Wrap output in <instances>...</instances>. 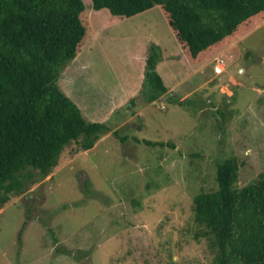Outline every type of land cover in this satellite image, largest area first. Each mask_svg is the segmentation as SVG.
<instances>
[{
	"label": "rangeland",
	"instance_id": "obj_1",
	"mask_svg": "<svg viewBox=\"0 0 264 264\" xmlns=\"http://www.w3.org/2000/svg\"><path fill=\"white\" fill-rule=\"evenodd\" d=\"M83 4L86 37L95 42L87 58L61 69L57 83L71 91L83 104L82 116L92 120L86 110L98 119L96 113L114 103L111 78L122 84L121 74L132 72L127 54L123 60L115 55L114 48L121 49L114 38L135 41L137 34L119 29L128 28L124 16L117 17L116 26L105 7L93 9L90 0ZM158 8L132 18L145 17L149 25L143 30L166 38L170 50L175 35L167 20L166 27L153 19L161 13ZM133 25L134 33L143 27ZM229 44L231 49L200 61L211 68L219 54L226 62L197 88L201 73L184 70L176 56L169 60L174 67L177 63L178 78L180 71L189 72L177 85L180 92L193 87L182 102H144L138 90L133 105L104 113L109 129L91 147L82 149L71 140L46 175L38 177L33 169L36 175L23 190L0 205V264H213L214 248L193 220L192 195L215 187V162L230 155L238 162L236 186L264 172V13ZM114 58L123 63L114 67ZM68 71L70 78H59ZM119 135H125L123 141Z\"/></svg>",
	"mask_w": 264,
	"mask_h": 264
},
{
	"label": "trees",
	"instance_id": "obj_2",
	"mask_svg": "<svg viewBox=\"0 0 264 264\" xmlns=\"http://www.w3.org/2000/svg\"><path fill=\"white\" fill-rule=\"evenodd\" d=\"M93 9L129 16L159 5L190 62H200L260 21L264 0H90ZM83 0H0V205L27 180L46 175L64 144L92 146L109 129L86 120L57 84L58 73L88 33ZM150 43L140 92L144 102L166 91ZM212 72V71H211ZM170 102H182L167 94ZM131 97L123 104L128 108ZM112 132L117 135L116 129ZM123 141L125 135L118 136ZM146 144L164 141L138 138ZM171 144V143H170ZM238 162H215V187L192 195L193 220L214 248L213 264H264V172L235 185ZM170 264V262L162 263Z\"/></svg>",
	"mask_w": 264,
	"mask_h": 264
},
{
	"label": "crops",
	"instance_id": "obj_3",
	"mask_svg": "<svg viewBox=\"0 0 264 264\" xmlns=\"http://www.w3.org/2000/svg\"><path fill=\"white\" fill-rule=\"evenodd\" d=\"M154 5H157V4H154ZM154 5H152L151 7L147 8V9H144L142 11L131 14L129 16H124L125 20L128 21V23L126 24V26L128 28H125V27L122 28L121 27L119 29L127 35L137 34L136 35L137 38L135 39V41H133V40L128 41L124 37H119V39H118V37H115L114 41H118L116 46H120L121 51L117 52V48L114 46L115 47L114 52H115V55H117V57L121 58L122 60H123V58L121 57V55L127 54V58L129 60V65L132 68V72L129 75L127 72H124L121 74V76L124 79V82L122 84H118L119 78L117 79L115 75H114V78L113 77L111 78V80L108 82V86L114 87V103L107 104L106 107H108V109L106 111H104L103 113H102V111L99 110L96 113V115L100 116V117H98V119L92 117V115H90L88 110H86L87 112H85V113L87 114V116H89L90 119L105 121L107 117L104 118V116H105L104 113H106L108 110H111L113 107L115 109V107H118V106L124 104L126 100L133 97L137 93V91L140 88L141 81H142L143 69H144V60H145V56L147 53V47H148V44H150L151 42L156 44L159 48V57L155 63V69L158 72L162 82L166 86V91L154 100L165 98L166 93L174 95L175 89H177V91L179 92L177 95V98L179 100H181V99L185 98L190 91L193 90V87H190L189 89L186 88L180 92V89L177 88V85H179L180 83L183 82L182 80H180V78L182 77V79H184L187 76V74H189V72L182 73L180 71L181 77H179V78L177 77V75H178V72L176 71L177 63H176V67H174L175 65L171 64V62H169V60H171V59L173 60L175 56H176L175 61L178 62L180 60L181 63H178V64H179V66H183L184 70H187V68L189 67V68H192V70L197 69V71H199L201 73L202 79H200L199 82L194 84L195 88L204 84L210 78L211 74L213 76H215V74H213L211 72L210 66L209 67L204 66L203 62L201 63V62H190V61H188V59L186 58L185 54L183 53V51L181 49L180 44L178 43L176 37H174V35H173L174 33L170 27H169V29H170L173 37H174V40L176 41V44H172V47L170 49L171 51L166 49V46H165L166 38L160 39V38L156 37L154 35L152 29L143 30V29H146L145 25H149L148 24L149 21H145L146 20L145 17H143L141 19V21L140 20L135 21L132 18V17H135L136 15H141V14L145 15L149 11L150 8L154 7ZM158 9L161 11L162 14L159 12L155 13L156 15L153 16L154 17L153 19H157L158 21L164 23L163 26L164 25L166 26L165 15L162 12L160 7ZM101 13L104 14V12H101ZM111 16L114 17V25L117 26V23L120 22V20H118L119 18H117L118 15H111ZM162 16L164 18H162ZM138 21H140V22L138 23ZM123 22H124V20H123ZM135 22H137V24L133 25ZM131 25H133L131 28H133L137 25H143V27H141V30L134 33V30L129 28V26H131ZM120 26H124V25H120ZM94 42H95V39L93 37L92 38L86 37L84 42L82 43L81 47L78 49V51L67 62V64H66L67 67L65 66L63 71L68 67L72 68V66H76L77 63L82 58H87V56L91 54L90 53L91 45H93ZM129 44L132 45V48L128 47ZM227 49H231L230 44L226 45L225 47L221 48L220 50L225 51ZM122 63L123 62L116 63V59L114 58V67L119 66ZM62 76H67L68 78H70L71 73L68 71L64 75L61 74V76L59 78H61ZM68 81H69V79H68ZM59 83H60V81L57 83L58 86L60 87V89L77 105L78 108L79 107L82 108L81 106H83V104L80 105L81 103L72 97L71 91L69 89L65 90L63 87H61V85ZM98 87H99V89H101V87H103V86L98 85ZM135 101H137V100H135ZM97 106H99V105L97 104ZM80 108H79V110H80ZM135 112L138 113V110L136 109Z\"/></svg>",
	"mask_w": 264,
	"mask_h": 264
},
{
	"label": "built area",
	"instance_id": "obj_4",
	"mask_svg": "<svg viewBox=\"0 0 264 264\" xmlns=\"http://www.w3.org/2000/svg\"><path fill=\"white\" fill-rule=\"evenodd\" d=\"M225 59L221 55H216L212 58L211 62V71L213 74L217 75L219 74L222 70H224L225 66Z\"/></svg>",
	"mask_w": 264,
	"mask_h": 264
}]
</instances>
